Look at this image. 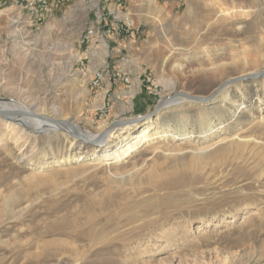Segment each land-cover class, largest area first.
<instances>
[{
  "label": "rangeland",
  "instance_id": "374dc122",
  "mask_svg": "<svg viewBox=\"0 0 264 264\" xmlns=\"http://www.w3.org/2000/svg\"><path fill=\"white\" fill-rule=\"evenodd\" d=\"M120 1L65 0L40 21L2 1L0 101L88 135L144 119L111 138L112 149L155 118L193 135L179 141L180 153L163 150L176 141L153 139L157 150L143 145L115 162L63 129L33 132L0 118V264H264V120L254 122L264 115V0H244L242 15L226 20L217 9L207 16L217 0ZM132 25L140 26L134 38L98 32L80 42L88 26ZM97 71L126 72L129 82L112 76L104 98L103 79L92 84ZM240 76L250 77L207 105L152 112L174 93L206 98ZM115 80L133 81L119 92ZM202 111L214 120L208 138ZM97 158L102 165L86 166ZM155 169L165 176L152 183Z\"/></svg>",
  "mask_w": 264,
  "mask_h": 264
},
{
  "label": "bare ground",
  "instance_id": "6f19581e",
  "mask_svg": "<svg viewBox=\"0 0 264 264\" xmlns=\"http://www.w3.org/2000/svg\"><path fill=\"white\" fill-rule=\"evenodd\" d=\"M2 1H4V0H1L0 4ZM243 1L244 0H217V1H214V3L211 6L212 8L210 9V12H207V16L209 18L212 17L214 15L216 9H217V10H219L220 13H223L224 16H221V18L223 20H226L225 15L227 14V12L229 15H231L233 17H240L242 15V13H240L239 9L243 7V5H242ZM12 2L19 3L20 4L19 7L27 9L29 11V13H31L30 15L34 17V19H35V17H37V20L40 21V15L38 14L39 8H38V4L36 3V0H25V1L24 0H12ZM227 5H230V7H228ZM230 10H234V11H230ZM222 19H220V21H223ZM235 26H236V23H235ZM117 28L118 27L114 28L112 31H110V28H108L106 30V34L116 32ZM123 28H125V27H123ZM238 28H241V27H238ZM89 33H96V30L93 27H90ZM101 33H102L101 35H104V32H101ZM92 40H95L94 36H91V41ZM104 54H105V52H104ZM97 72H95V73H97ZM95 73L92 77V84L95 83ZM248 77H250V76H240V77H236L234 79H231L232 81L227 82L222 89H226L228 87V85H230V84H238L241 81L248 79ZM128 82H129V77L127 75H125V83H128ZM169 85L173 86V83L169 84ZM217 93L215 95H213L211 99L216 97L218 95ZM220 94L221 93H219V95ZM180 101H183V100L176 98L174 100L169 101L166 106L170 107V106H172V105H174ZM8 103H10V102H8ZM205 105H207V103ZM0 107L6 108V109H9V107H11V108H13L12 110L28 111V110H25L26 108H24L23 106H19L17 104L10 105V104H6V102H2V101H0ZM21 108H24V109H21ZM197 114L200 116V121H202L201 135L205 138H208L209 136H211L209 133L215 131L214 127H213L214 126V120L212 118L208 117V112L202 111V112H197ZM183 116H185V115H183ZM183 116H181V117H183ZM137 118H139V116ZM2 120L14 121L18 125H22L28 129H31V131H33V132L47 131L48 129L50 130V129L60 128V129H63L64 132H66V133L73 134L75 137H76V134L78 132L77 128H75L76 129V131H75L74 129H72L70 126H67V125H56V124H52V123L48 124V122H45L44 120H38V119L28 118V117H24V116H8V117H3ZM30 120L32 122H29ZM143 120L137 119V122H142ZM262 120H264V115L261 116L259 119H257V121H254V122H261ZM207 121H208V124H207ZM133 124H134L133 122H130L129 124H126V125L118 128V129H112L109 131L104 130L103 132H99L97 134H89V135L83 134V135L90 140H95L97 142V144L95 146H98L99 148H102V147L104 148L103 149V152H105L104 157L107 160H114L115 162L122 160V159H125L127 156L132 154L135 150H137L140 146H143V145L146 146L147 150H151V151L157 150L159 147H153L154 145L152 146L150 143L153 139L167 140L168 138H170L172 141H176V144L171 146V148H169L167 146H166V148H163V147L162 148H163V150H168L169 152L172 151V152L180 153L183 150H182V148H180L181 143H179V141H181V142L185 141V140L187 141L193 135V132H189L186 130H180V128H178L177 126H175L173 128L172 126L168 125L165 127L163 126L164 127L163 128L160 125V118H155L154 120H151L148 123H146V125L143 128H141L139 131H137L130 138L128 136L124 135L122 137V140L124 142L120 146H118L116 148L114 147L115 149L110 148L111 147V144L109 143L111 141L110 139L115 137V136L121 137L122 133H126L128 135V133H130L129 130L134 127ZM6 127L8 129H10L12 132L14 131L13 127H10L9 125H6ZM220 128H222V126H220ZM217 129L219 131V127H217ZM236 139H238V134H235L233 136L221 135L216 139V141L209 144L208 147L211 145H220V144H223L226 142H232ZM204 140H206V139H204ZM208 147L206 146V147H200V148L199 147L193 148L191 150V154H194V155L195 154H202L205 152L204 150L212 148V147H210V148H208ZM222 148H224V147L222 146L221 149ZM95 156L96 155H94V157ZM101 159H103V158L93 159L95 161L94 162L91 161L89 163H86V166L96 165V167H98L99 165L103 164L101 162ZM78 160H82V159L78 158ZM105 164H107V162H105ZM173 174L174 173H172V175ZM163 176H165L164 171H162V170L157 171L155 169L149 174L148 178H149V181H151L153 183L156 181L157 178H163ZM85 223H86V221L83 223V225ZM92 230H94V229H92ZM97 230H99V229H96V231ZM107 238H108V236H104L101 240H107ZM91 239L94 240V238H91Z\"/></svg>",
  "mask_w": 264,
  "mask_h": 264
},
{
  "label": "water",
  "instance_id": "95a60500",
  "mask_svg": "<svg viewBox=\"0 0 264 264\" xmlns=\"http://www.w3.org/2000/svg\"><path fill=\"white\" fill-rule=\"evenodd\" d=\"M258 76H259L258 74H256V75L254 74L251 77L255 78V77H258ZM231 81L232 80H227V81L221 83L216 88V90L213 92V94H211L209 97H206V98L201 97V96H192V95H189V94L183 93V92L174 93L172 96H170L169 98H167V99L163 100L161 103H159L153 109L152 112L160 111L163 107H165L167 105V103L169 101L174 100L176 98L177 99L181 98L183 101L192 102V103H195V104H199V105L201 104L202 105V104L207 103L208 101H210L213 95H215L217 92H219L225 86V84L227 82H231ZM8 116H24V117L33 118V119L44 120L45 122L52 123V124L55 123L56 125H68V126H70L72 129H74L76 131V129H75L76 127L71 125L67 121L50 119V118L35 114L33 112H30V111H18V110H12V109H6V108H1L0 107V118L3 119V117H8ZM137 119H141L142 120L143 118L139 117V118L130 119V120H126V121L114 122L105 131H109L111 128L116 127V126L122 127V126H124L126 124H129L130 122L136 123ZM76 137L79 140H81V141H83L85 143H90V144H94V145L97 144V142L95 140L88 139L87 137H85L79 131L77 132Z\"/></svg>",
  "mask_w": 264,
  "mask_h": 264
},
{
  "label": "built area",
  "instance_id": "2783aa9c",
  "mask_svg": "<svg viewBox=\"0 0 264 264\" xmlns=\"http://www.w3.org/2000/svg\"><path fill=\"white\" fill-rule=\"evenodd\" d=\"M63 1H65V0H36V3L38 4L39 12L41 11L40 17L43 15L44 12H47V13H49V11L52 12ZM111 1L114 2V8H116L117 6H120V4H121L120 0H110V2ZM112 10H114V9H112ZM108 14H109V12H108ZM126 18L129 19L128 16H126ZM105 26H107L106 23H104V25L102 27H105ZM139 27L140 26H134V25H132V28H120V27H118L116 29V32H114V33L117 36H120L122 39L125 37L126 38L131 37V36H132V38H134L137 34L140 33ZM97 32H104V34H106V28H105V30L100 31L99 27H96V33ZM96 33H89V26H88L85 29L84 34L82 36V41L80 40V42H87V43L91 42V36H96ZM115 77L118 78L119 81L125 83V74L118 73ZM101 79H103V74L98 71L97 73H95V83H93V85L98 86Z\"/></svg>",
  "mask_w": 264,
  "mask_h": 264
},
{
  "label": "crops",
  "instance_id": "0c3cea01",
  "mask_svg": "<svg viewBox=\"0 0 264 264\" xmlns=\"http://www.w3.org/2000/svg\"><path fill=\"white\" fill-rule=\"evenodd\" d=\"M112 34V36H111V39L113 40V41H117V40H119V38H118V36L113 32V33H111ZM121 38V37H120ZM120 40H123L122 38L120 39ZM119 48H121L120 46H119ZM119 72H122V71H119ZM122 73H126V72H122ZM115 74L116 73H112V75L110 76V75H108V73H105V75H104V78H103V80H102V83H100V86H98L97 87V89L96 90H100L99 92H101L102 94H103V96H104V98L107 96V95H109L108 93H109V90H110V87H111V83H110V78L113 76V77H115ZM127 74V73H126ZM117 75V74H116ZM128 75V74H127ZM114 81V80H113ZM116 81V86L115 87H119V88H121V89H119V92L120 91H125L124 90V87H130L129 85L132 83V81L133 80H131V83L130 84H128V85H126V84H123V83H121V82H118L117 80H115ZM115 83V82H114ZM104 87V88H103ZM112 95L111 96H108V98L106 99L107 100V102H109L110 100L112 101V104L115 102V96L113 95V93H111ZM112 104H111V106L110 107H108V109H107V111H108V113L109 112H111L112 111ZM107 105H108V103H107Z\"/></svg>",
  "mask_w": 264,
  "mask_h": 264
}]
</instances>
